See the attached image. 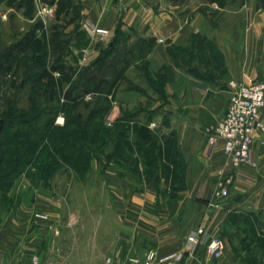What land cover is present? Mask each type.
<instances>
[{
  "label": "crops",
  "instance_id": "0c3cea01",
  "mask_svg": "<svg viewBox=\"0 0 264 264\" xmlns=\"http://www.w3.org/2000/svg\"><path fill=\"white\" fill-rule=\"evenodd\" d=\"M64 1L68 12L78 6L75 21L63 29L69 38L67 53L77 57L76 62L67 59L68 63L81 64V54L89 50L100 53L117 32L126 45L140 39L154 40L150 52L145 56L137 54L119 81L109 118L127 113L143 122L145 112H152L149 129L157 136L171 134L183 156L184 174L173 186L160 161L153 172L147 173L142 165L140 172L125 170L123 161L107 160L102 154L90 160V169L96 163L104 168L114 189L117 209L122 213L112 259L142 255L153 248L161 255L182 251L184 257L176 264H253L249 249L231 235L235 226L228 222V216L237 212L255 217L257 232L264 233V109L263 127L251 146L254 165L231 168L220 145L208 150L204 127L221 119L234 84L264 80V0ZM44 3L32 0L35 7L28 18L22 0H0L1 27L12 20L40 18L46 23L47 17L56 18L60 1ZM42 7L47 9L46 14ZM86 21L107 34H91L84 26ZM195 37L213 45L221 54L222 63L214 60L209 48H202L204 63L195 62L196 74L175 66L168 48L189 45ZM143 59L154 69L171 67L172 79L164 84L162 95H154L151 88L143 94L123 86L125 82L130 86L145 83L143 76L129 75ZM229 174L233 177L229 195L216 201L212 194L215 182ZM20 178L13 183L10 195L15 194ZM18 224L0 221V264H28L23 257L27 239L14 230ZM198 225L205 228L207 238H222L221 257L206 261L204 243L189 253L187 235Z\"/></svg>",
  "mask_w": 264,
  "mask_h": 264
},
{
  "label": "rangeland",
  "instance_id": "374dc122",
  "mask_svg": "<svg viewBox=\"0 0 264 264\" xmlns=\"http://www.w3.org/2000/svg\"><path fill=\"white\" fill-rule=\"evenodd\" d=\"M43 1L45 2L44 4H48V0ZM27 6L31 7L30 12L34 11L33 8L35 6L32 4V1ZM77 9L78 6H75L66 13H63L59 9L56 18L48 20L47 17L46 23L44 22L45 24L40 18L28 21L12 20L4 28L0 24V57L14 40L31 29L35 23H42L44 28H55L63 35L62 39L64 42L61 50H65V53L62 52V54L60 50L55 56H51L49 61H55L57 57L61 58L60 56L64 55L63 58L65 60L70 59L72 62H76V55H69V52L67 53L69 38L63 33V29L65 28V24L75 21L73 19L77 15ZM20 27L23 30L20 31ZM73 28H77L76 24ZM84 55L81 54L80 56L81 64H76L80 67V70L72 83L73 92L78 90L81 93L85 88L91 89L97 83V80L94 79L90 83L84 84L82 79L86 72L82 68L91 67L99 57V53L92 56V59L88 58V60H83ZM193 55L195 56V54ZM33 56L34 53L32 52L20 55L13 68L2 74L0 82V118L6 116L8 120H11L8 123L23 120L27 129L29 131L33 129L35 132V136H32L33 140L38 139L37 136L40 134L42 124L48 118V112H50V115L51 113L55 115L54 124L57 126H63L65 123H68V127H73L74 122L83 124L88 111L95 106V103H97L102 95L91 92L84 93L81 99L82 102H80L76 109L62 106V98L58 99L55 97L54 99H49L43 94L41 88H36L33 83V78L36 75V70L32 67ZM185 57V61L187 60V64L189 65L196 62V58L192 54V59L188 54ZM191 60L194 61L192 62ZM83 62L85 63L82 64ZM149 66V75L154 76V70L158 68L154 69L151 67L150 62ZM97 67L101 69L100 66ZM99 69H94V72L99 73ZM139 72L143 74L142 71L132 68L129 75L133 77L135 74H139ZM54 75H57V73L55 72ZM143 81L147 80L144 78ZM123 86L130 88L133 85L130 86L125 82ZM102 87L105 88V86ZM139 87L141 89L145 87L146 92L150 85H147L145 82ZM153 93L155 95L156 92ZM101 105L104 106V102H101ZM113 113L110 117L113 116ZM110 119L108 112V115L102 121L105 127H111V123H113L116 117L115 119ZM92 122L99 125L100 118L93 116ZM95 127H87L90 131V136H92ZM117 138L120 140L119 137ZM161 139V135L157 136L143 147L139 140L130 137V140L136 144L135 148L137 151L141 148L149 154L156 151L158 142ZM7 140L10 141V132H1L0 142ZM96 140L101 141L100 135L97 134ZM80 141V137L76 138L75 145H78ZM92 146L98 147L95 143ZM64 150L68 151L69 146H64ZM20 151L21 153L25 152L22 149ZM114 152L112 145H108L104 153L100 154L104 155L107 159L108 155L114 154ZM17 153L13 152V154H16L13 155V159H15L14 166H16L15 164L20 157V152L18 151ZM33 155V153L27 152L20 160L31 161ZM139 155L141 156L142 154ZM42 159L45 158L43 157ZM42 159L38 157V160ZM107 160H117L120 163L123 160L124 169L133 170L134 172H140V166L142 165L140 161L134 162L131 156L128 155L124 157L120 156L119 158L114 156ZM64 167L56 170L54 174L47 175L42 168L37 171L34 169L35 167L28 166L27 168L29 169L19 175L21 183L18 181L17 185L19 184V187H15V194L12 193L10 195V189L8 200L0 198V221L7 220L19 223L18 228L14 230L18 232L19 236L27 239V243L24 245L25 253L23 257L28 264H34L33 258L35 257L38 258V264H112L113 262L121 264L120 262L124 259L114 261L112 259V252L115 248L122 213L117 209L114 189L110 187L111 182L105 176L104 168L99 163L93 164L91 169L88 167L84 172L82 169L77 170L80 167L79 165L74 171ZM243 227L246 228L245 226ZM243 233L235 231L234 234L241 246L244 245L243 242H240L245 237ZM246 239L248 241L245 244H250L249 249L251 252H249L254 257L252 262L253 264H257L256 260L260 251L254 243L253 238L251 239L246 236ZM22 243L24 244V242ZM107 259H110V262H107Z\"/></svg>",
  "mask_w": 264,
  "mask_h": 264
},
{
  "label": "trees",
  "instance_id": "16d2710c",
  "mask_svg": "<svg viewBox=\"0 0 264 264\" xmlns=\"http://www.w3.org/2000/svg\"><path fill=\"white\" fill-rule=\"evenodd\" d=\"M30 1L32 0H22V7H24V13L28 18H31L33 13V11L30 12L31 7L27 6ZM59 1L58 8L66 13L68 11L66 9L68 3L64 0ZM219 1L222 2V0ZM62 37V33L57 29H47L44 28L42 23H35L31 29L14 40L2 53L0 57V82L2 74L13 68L20 55H26L32 52L34 53L32 67L36 70L33 83L36 88H41L43 94L49 99H54L55 97L58 99L62 98V106L76 109L80 102H82L81 99L84 93H98L102 96L98 99L97 103H95V106L88 111L84 123L79 124L74 122L73 127H68V123H65L63 126L55 125V115L52 113L50 115V112H48V118L43 122L40 134H38V139L36 140L32 139L35 132L33 129L29 131L23 120L8 123V121L11 120H8L6 116L0 118L2 120L0 123V133H5L6 131L10 132V141L0 142V198L2 200H8V192L14 180L20 174L26 172L29 169L27 168L28 166L35 167L34 169L37 171L42 168L47 175L54 174L56 170L64 166V168L74 171L79 165L80 167L79 169L77 168V170L79 171L82 169L84 172L88 169L90 160L97 158L98 154L104 153L108 145H112L115 152L114 154L108 155L107 159L114 156L118 158L126 155L131 156L134 162L140 161L142 163V167L144 170L147 169L145 171L147 173L153 172L158 161H160L168 173L171 186L174 185L176 180H181L184 174L183 156L179 149H177L175 139L171 134L161 135L162 139L158 142L156 151L150 154L146 153L144 149L142 150L141 148L137 151L135 148L136 144L130 140V137L135 138L145 147L150 141L157 137L148 127V123L153 119L152 112H145L143 122H140L135 115L123 113L116 117L113 123H111V127H105L102 123L104 117H106L111 108V101L115 97L119 81L123 78L126 70L132 64L137 54H143L145 56L150 52L154 40L140 39V41L126 45L123 43V37L119 36L117 32L107 47L100 51L99 57L91 67L82 68L84 72H86L84 73L85 75L82 82L88 84L90 81L96 79L97 83H95L94 87H91V89L87 87L80 93L78 90L73 92L74 88H72V83L80 70L78 65L68 63L63 58L64 55H61V58L57 57L55 61H49L51 56H55L61 50L64 42ZM202 48H209L210 51H212L214 60L217 56L218 58L216 61L220 60V63H222L219 51H217L213 45L205 44L196 37L192 39L191 44L183 47H170L168 48V52L175 66L183 68L188 72L195 73V63H191L192 65L187 64L185 56L188 54L192 59V54V56L196 58V61L198 60L204 63V52ZM64 51L65 50H61V53ZM193 54H195V56ZM140 63L136 65L135 68L142 71L143 74L139 72L138 75L143 76V78L147 80L145 82L147 85H150L149 88L158 95H162L164 84L172 79L171 67L162 66L154 70L156 79L153 80L149 75V61L143 59ZM97 66H100L101 69ZM94 69H99V73L94 72ZM55 72L57 75H54ZM205 75L211 80L210 74L206 72ZM102 86H105V88ZM131 87L145 94L144 88L141 89L136 84H133ZM108 96H110V98ZM101 102H104V106L101 105ZM93 116H98L100 118L99 125L92 122ZM92 126L95 128L92 136H90V131L87 127L92 128ZM97 134L100 135L101 141L96 140ZM78 137L81 138V141L78 145H75L76 138ZM117 137H119L120 140H118ZM94 143L98 145L99 148L93 147L92 144ZM64 146H69V150L65 151ZM21 149L25 152L21 153ZM18 151L20 152V157L15 164L16 166H14L15 159H13V155L16 154H13V152L17 153ZM27 152L34 154L32 160H20ZM139 154L142 155L140 156ZM38 157H41V159L44 157L45 159L38 160ZM31 162L32 164H30ZM228 222H231L235 226L234 229L231 230L232 236H235V231L239 233L244 232L243 234L245 237L240 240V242L244 243V248L249 249L250 246L249 243L245 244V242L248 241L246 236L251 239L253 238L254 243L260 251L256 261L257 263L262 262V264H264V233L257 232L255 217L235 212L229 214Z\"/></svg>",
  "mask_w": 264,
  "mask_h": 264
},
{
  "label": "built area",
  "instance_id": "2783aa9c",
  "mask_svg": "<svg viewBox=\"0 0 264 264\" xmlns=\"http://www.w3.org/2000/svg\"><path fill=\"white\" fill-rule=\"evenodd\" d=\"M43 14L47 9L42 7ZM85 28L91 34L106 35L107 31L99 29L89 22H84ZM95 51L86 52L83 60H87ZM264 109V80H247L234 84L225 112L220 120L204 127L206 144L209 151L217 145L221 146L222 153L228 158L231 168L242 165H254L251 155V146L256 133L263 127L262 111ZM232 175H226L216 180L212 191L213 197L221 200L229 195L232 185ZM218 204L215 202L214 206ZM204 243L205 260L210 261L222 256L224 242L220 237H206L205 228L198 225L191 230L186 239L189 253ZM184 257L182 251H174L161 255L157 250L150 248L142 255H127L121 264H176ZM110 262V259H107ZM33 263L38 264V258H33Z\"/></svg>",
  "mask_w": 264,
  "mask_h": 264
},
{
  "label": "water",
  "instance_id": "95a60500",
  "mask_svg": "<svg viewBox=\"0 0 264 264\" xmlns=\"http://www.w3.org/2000/svg\"><path fill=\"white\" fill-rule=\"evenodd\" d=\"M2 122V120L0 119V123Z\"/></svg>",
  "mask_w": 264,
  "mask_h": 264
}]
</instances>
